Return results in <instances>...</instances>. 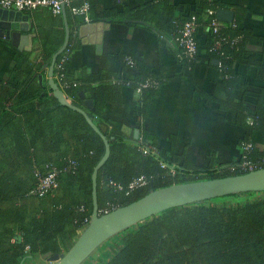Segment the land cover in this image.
I'll return each instance as SVG.
<instances>
[{
	"label": "trees",
	"instance_id": "trees-1",
	"mask_svg": "<svg viewBox=\"0 0 264 264\" xmlns=\"http://www.w3.org/2000/svg\"><path fill=\"white\" fill-rule=\"evenodd\" d=\"M175 1L160 0L164 5L161 12L143 6L124 15L102 11L95 0L75 1L74 5L89 4L90 22H121L129 18L139 23L154 18L159 32L174 42L184 24L195 18L199 52L197 36L202 29L211 28L207 54L218 60V68L228 79L227 87L234 90L240 89L236 64L264 71V65L254 57L246 58L243 43L251 36L237 22L213 34L214 12L221 4L194 0V8L185 15L172 5ZM65 14L71 27L85 24V19L73 16L70 9L66 8ZM53 18L55 25H64L63 15ZM65 38L64 30L39 29L41 60L38 64L31 61L30 53L12 46L14 78L6 83L0 80V264H27L37 256L63 254L78 232L89 225L93 215V174L106 155L105 142L83 114L60 104L39 81V73L51 67ZM218 41H221L220 52L224 56L213 52ZM77 48L78 45H73L71 50L69 41L66 50L57 57L54 77L73 105L86 108L82 92L86 100L93 102V110H85L109 142L110 156L97 178L99 212H113L176 184L240 176L264 168V149L252 145L247 161L241 159L232 171L195 168H190L191 172L182 171L186 167L177 166L179 162L150 151L145 153L149 143L146 135L142 140L131 141L116 126L111 124L113 128L109 130L103 124L102 115L109 102L121 100V85H128L138 94L141 85L154 81L152 74L139 68L138 74L124 79V83L120 82L119 75L109 73L74 78L69 75L67 58ZM198 57L192 61L184 59L193 67ZM155 88L138 94L141 114L147 95L153 94ZM235 109L249 135L264 130L261 106L255 114L256 127L246 125L248 109L245 105ZM245 144L252 143L246 141ZM246 162L252 170L244 167ZM48 167L58 172V188L43 197L32 194ZM141 177L147 179V185L130 191L131 183ZM242 195L256 197L218 204L221 199ZM257 195L237 194L165 211L117 235L119 244L113 247L108 259L99 264H264V198Z\"/></svg>",
	"mask_w": 264,
	"mask_h": 264
},
{
	"label": "crops",
	"instance_id": "crops-1",
	"mask_svg": "<svg viewBox=\"0 0 264 264\" xmlns=\"http://www.w3.org/2000/svg\"><path fill=\"white\" fill-rule=\"evenodd\" d=\"M95 1L102 11L120 15L143 6L157 12L164 9L160 0ZM211 1L222 5L214 12L215 22L222 28L237 22L240 28L248 30L251 37L243 43L246 58L254 57L264 65V0ZM194 3V0H176L172 5L188 15ZM220 10L233 13V22L219 21L217 13ZM26 14L30 16V23L37 34L33 52L28 53L31 61L38 64L41 60L38 30L66 32L65 21L64 25H55L53 17L56 16L46 9ZM149 19L139 23L129 18L121 22L100 20L97 22L103 24L101 29L92 28L93 22L78 27H71L66 22L72 36L71 40L69 38L71 50L73 45H78L67 58L69 75L81 78L99 73L116 74L124 83V79L134 78L138 74L137 69L142 68L150 71L157 84L154 93L147 95L142 114L141 98L128 85H121V100L107 104L102 115L103 124L109 130H112V125L116 126L131 141H137V133L138 140L146 135L149 139L146 153L150 151L156 156L179 162L177 166L186 167L182 171L191 172L190 168L232 171L242 159V147L246 141L264 149V130H256L249 135L235 109L245 105L248 109L246 125L256 127L257 107L264 110V75L260 74L264 71L243 63L236 64L240 89L227 87L228 79L218 68V60L210 58L206 51L212 36L211 28L202 29L197 36L200 52L192 67L175 42L156 28L157 20ZM14 69V48L10 41L0 39V80L5 83L12 81ZM49 70L39 74L44 77L47 91L53 97L48 83Z\"/></svg>",
	"mask_w": 264,
	"mask_h": 264
},
{
	"label": "water",
	"instance_id": "water-1",
	"mask_svg": "<svg viewBox=\"0 0 264 264\" xmlns=\"http://www.w3.org/2000/svg\"><path fill=\"white\" fill-rule=\"evenodd\" d=\"M219 21L232 23L234 14L220 10L217 13ZM63 19L66 27V38L63 47L54 56L49 70V88L53 97L60 104L80 112L85 116L88 123L99 133L106 145V155L95 168L93 174V215L89 225L76 243L67 253L56 255H45L42 258L51 264H83L93 253L108 240L120 233L137 226L165 211L199 204L219 198H224L237 194L264 193V168L249 172L240 176L204 180L185 184H176L167 188L154 191L144 198L113 212L101 215L97 197V178L98 172L109 159L110 145L106 137L100 132L87 111L73 105L67 98L65 92L59 87L54 79V65L57 57L62 54L69 43L70 32L67 25L65 11ZM101 22H93L92 28L102 27ZM37 34L34 25L30 23V16L24 12L9 11L0 8V39L10 41L14 48L21 52H33L34 40ZM40 84L44 85V77L39 76ZM85 100V107L93 110V102L85 99V93L81 94ZM137 133V132H136ZM138 139V133L136 134Z\"/></svg>",
	"mask_w": 264,
	"mask_h": 264
},
{
	"label": "built area",
	"instance_id": "built-area-1",
	"mask_svg": "<svg viewBox=\"0 0 264 264\" xmlns=\"http://www.w3.org/2000/svg\"><path fill=\"white\" fill-rule=\"evenodd\" d=\"M75 1L77 0H0V8L4 10L24 13L47 9L50 10L54 16H62L66 8H68L70 9V12L73 16L83 17L85 19L86 24L91 23L89 4L84 3L81 6H75ZM197 28L198 25L196 19L193 18L191 21L184 24L175 39V43L182 50V55L190 61L195 60L199 54V45L196 40ZM221 28L222 26L219 23L215 21L213 22V34L217 35ZM236 42L237 41H235L233 44H235ZM221 47V41L216 42L213 52H217L220 54V56H224V53L220 52ZM131 63L132 62L130 61V64ZM151 87H157V84L154 81H147L145 84L141 85L137 89V93L141 94L144 90H147ZM252 147V144H245L242 147L243 160L247 161ZM244 167H247L252 170L248 162L244 163ZM146 185L147 179L145 177H141L131 183V185L129 186V190L134 191ZM57 188L58 172L55 168L48 167L46 175L40 179L39 185L32 192V194L43 197L46 194L55 191ZM117 188L121 189L120 186H118ZM108 213L110 212H100L101 215H105Z\"/></svg>",
	"mask_w": 264,
	"mask_h": 264
},
{
	"label": "rangeland",
	"instance_id": "rangeland-1",
	"mask_svg": "<svg viewBox=\"0 0 264 264\" xmlns=\"http://www.w3.org/2000/svg\"><path fill=\"white\" fill-rule=\"evenodd\" d=\"M175 174V173H173ZM258 193V197L264 198V194ZM256 197V195H246V196H238L232 199H226V200H220L218 201V204H223V203H236L240 201H246V200H252ZM86 229V228H85ZM83 229L82 231L78 232V236L70 242V247L65 250L63 253H67V251L76 243L78 238L83 234L85 231ZM116 237V236H115ZM112 238L108 240L106 243L102 244L94 253L93 255L83 264H99V263H104L108 259V254L111 253L113 247H115L117 244H119L118 238ZM27 264H51L48 261L44 260L42 256H37L35 260H32V262H28Z\"/></svg>",
	"mask_w": 264,
	"mask_h": 264
}]
</instances>
